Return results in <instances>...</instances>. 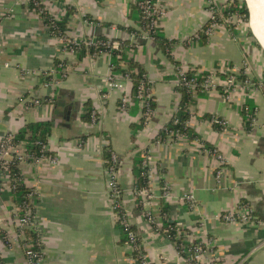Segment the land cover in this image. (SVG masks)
Segmentation results:
<instances>
[{"label": "crops", "instance_id": "1", "mask_svg": "<svg viewBox=\"0 0 264 264\" xmlns=\"http://www.w3.org/2000/svg\"><path fill=\"white\" fill-rule=\"evenodd\" d=\"M165 13L161 33L177 40L168 53L154 39L133 37L140 29L136 0H43L51 14L65 22L70 39L104 36L118 47L131 40L128 55L146 70L156 100L150 120L136 130L141 109L120 108L125 89L110 88L108 53L80 58L64 49L63 39L51 34L29 0H0V140L26 123L51 120L48 139L51 156L38 163H22L25 184L36 191V221L44 264H132V249L117 225L111 178L105 165L107 146L120 158L116 179L124 210L153 264H187L176 246L148 220L150 213L162 225L161 182L168 184L169 219L191 233L190 239H213L224 264H264V52L246 30L237 34L220 25L205 44L188 39L210 19L209 0H157ZM222 6L229 0H212ZM56 58L67 60L69 74L51 84L44 77ZM249 62L251 86H240L232 100L215 89L196 97L188 126L199 140L224 158L204 152L194 141L159 142L161 129L179 108L178 71L198 68L223 72ZM179 68V70H178ZM46 76V75H45ZM119 77V75H118ZM121 79V77H119ZM40 103H36L35 100ZM255 107L253 128L245 126L242 107ZM91 107L97 120L84 119ZM92 111V112H93ZM225 119L218 129L208 116ZM149 151L155 174L150 188L156 195L143 208L136 203V157ZM192 194L195 207L183 201ZM250 207L257 220L227 222L226 212ZM15 195L0 193V264H29L18 227Z\"/></svg>", "mask_w": 264, "mask_h": 264}, {"label": "trees", "instance_id": "2", "mask_svg": "<svg viewBox=\"0 0 264 264\" xmlns=\"http://www.w3.org/2000/svg\"><path fill=\"white\" fill-rule=\"evenodd\" d=\"M30 5L37 10L39 15L42 17L46 25L48 26L51 34L59 36L61 38L70 39L66 33H65V22L61 19L56 18L49 9L46 7V5L43 3V0H29ZM216 9L219 8L220 11V17H217V21L221 24H225L230 30L233 32L234 35L237 34L236 26L237 23H230L227 22L228 18L231 16H236L238 20H243L245 22H249L250 12L247 6V3L245 0H229L222 6H216L214 5ZM135 8L138 12V22L140 24V29L136 28H129V31L131 34H135V36L143 35V25L145 24V20L142 17V13L140 8L135 5ZM212 24V20L209 19L208 22L202 27L201 30L198 31L199 39L197 41L200 44H205L208 42L209 37L206 34V30L208 27H210ZM249 35L254 38L255 44L262 48V46L259 44V42L256 40V37L254 36L251 29L249 30ZM150 35L153 37V39L158 42L161 47L165 50V52L168 53V56L173 60L170 50L172 47V44L176 43L177 40H169L166 38L160 31V26L155 28ZM194 38V36L190 37L188 40H191ZM73 40V39H72ZM90 41H93L94 44H88ZM114 41L113 39L104 37V36H90L86 37L84 39L76 40V44H73L75 47V51L78 57L82 58L87 54L92 55H98L102 52L108 53L110 55L111 59V66L112 71L115 75H119L120 77H127L129 81H131L132 87H131V93H130V99L131 102L128 105V108L135 107L137 110L141 109V118L139 121V124H133V127L138 130L142 128L146 124L147 117L144 114V108L141 106V98L140 93L141 89L144 87L145 90H151L152 85L147 77V72L145 68L134 58L130 57L128 55V52L131 51V49H134L135 44L131 40H120V43L118 47H114ZM188 43V41H187ZM70 45H63L64 48L68 49L70 48ZM174 61V60H173ZM177 66L178 62L174 61ZM62 65V66H60ZM67 65V60L56 58L54 61V69L57 70L58 77L61 80V73L63 72V67ZM226 67L225 71L228 70ZM179 70V68H178ZM213 72L206 71V70H199L198 68H192L189 70H185L184 75L178 76V82L179 84L176 85V91L181 94L180 99V105L179 108L174 112L172 115V118L170 121L164 126L169 129L178 130L180 132L187 133L189 137V141H192L195 138H199V136L188 126V120L191 116V110L189 108V105L194 103V100L197 96L201 94H205L206 92L198 91L197 96L193 97L192 94L189 92V89H187L186 84L184 83V79L186 80H195V82L199 83L205 80V78L212 74ZM216 75L221 76L222 78H226V72H215ZM46 75V76H45ZM44 77L47 79H51L52 76L49 74V72H46ZM238 80L241 83H244L247 80V76L240 72L238 75ZM263 89H264V78L261 80ZM218 89L222 92L223 87L218 86ZM146 99V98H145ZM151 101V108L153 110V114L156 109V100L155 97L152 95V97L149 99ZM121 104V102H119ZM132 106V107H131ZM127 108V109H128ZM92 108L89 107L87 109L86 114L84 115V119L90 120L91 114H92ZM250 114H249V113ZM242 113L244 115V122L245 126L248 130H251L253 128V118L255 117V107L251 105L250 103L245 104L242 107ZM153 114H151L153 116ZM151 116V117H152ZM213 116V115H212ZM212 116H208L209 119ZM218 129H221V126L218 124H214ZM54 127V123L51 120H43V121H34V122H28L26 123L21 129H19L15 133H8L6 136H12V140L15 144H23L25 151L31 154V158L29 161H34L38 158H41L43 156H51L52 152L48 148V139L49 136L52 134ZM164 127L161 129L158 137L162 136L164 137ZM158 137H156V140H158ZM199 140V139H198ZM205 148L207 149H216L213 146L207 145L204 141L202 142L199 140ZM44 145L47 147L45 149ZM112 150L109 146L105 148L104 151V159H105V165L109 167L112 164ZM145 161L144 156L141 154L140 156L136 157L135 159V166H134V192H139L141 190H145L148 188V175L147 171L148 168L143 165ZM120 164V158L118 156V164L117 167L119 168ZM21 166L22 163L18 161L17 159L12 160L11 166H10V182L11 185H16L15 189H11V193L15 195V202H16V208L18 215H22V205L25 201H27L30 205H32L33 210L32 212H36V199L29 200L27 198V193L30 191V188L25 184L24 178L21 172ZM164 182L162 180L161 187L163 186ZM163 203L161 205V214L163 216V223L161 225V232L170 233L171 235V242L176 245L177 247H180L181 244L188 245L187 240L185 238L177 239L176 232L178 225L177 222L172 221L169 219V213L170 208L169 204L167 203L165 198H162ZM136 203L139 208H143V200L141 196H136ZM117 225L120 228L121 234L123 236V240L125 242L128 241V230H133L136 232L135 227L129 223L128 227L123 224L121 220H117ZM154 227L158 228V226L153 223ZM180 230L182 231H188V229L180 227ZM18 233L21 237V242L23 244L24 250L26 251L28 248H38V242L40 241V236L38 233L37 227L35 225H26L22 229L18 228ZM137 234V232H136ZM138 241L141 240V238L137 235L136 237ZM41 248L42 242H41Z\"/></svg>", "mask_w": 264, "mask_h": 264}, {"label": "built area", "instance_id": "3", "mask_svg": "<svg viewBox=\"0 0 264 264\" xmlns=\"http://www.w3.org/2000/svg\"><path fill=\"white\" fill-rule=\"evenodd\" d=\"M137 6L140 8L142 17L145 20V24L143 25V32L145 36L150 37L153 39V37L150 35V33L159 26V19L160 17L165 13V9L163 6L159 4L157 0H136ZM215 4L212 0H209V10H210V19L212 20V24L208 29L206 30L207 36L210 38L215 30L222 25L217 21V17H220V11L219 8L216 9ZM219 7V6H218ZM227 22L230 23H236L238 22V18L236 16H231L228 18ZM133 37H135V34H132ZM194 38L191 40H188V43H192L194 41H197L199 39L198 32L193 35ZM63 39V45H70V48L66 49L70 53H76L75 47L73 44H76V39ZM88 44H94L93 41H90ZM62 66V65H60ZM252 66L249 62H244L240 67H231L228 68L226 72V78H222L221 76L216 75L215 73L209 74L204 81L202 82H195V80H186L184 79V83L187 86V89H189V92L192 94L193 97L197 96L198 91L201 92H210L212 90L218 89V86L223 87L222 96L225 100L230 101L233 99L235 92L240 86H246L247 88H250L251 86V79L250 75L252 72ZM185 70L180 69L178 71V76L184 75ZM240 72H243L247 76V80L244 83H241L238 80V75ZM49 74L52 76L50 79L51 84L57 83L60 81V78L58 77V73L56 69H52L49 71ZM69 74V68L66 65L65 68L63 67V72L61 73V80L65 79ZM120 77V76H119ZM118 75H115L112 71L108 74V86L110 88H123L125 89V84L123 83V79L129 80L127 77H121L119 79ZM177 84L179 82L177 81ZM262 84V83H261ZM219 90V89H218ZM130 94H123L120 99V108L123 110H126L128 108V105L131 102ZM141 98V106L144 108V114L147 117L146 123L150 120L151 114H153V110L151 108V101L149 99L152 97L151 90H145L143 87L141 89L140 93ZM146 98V99H145ZM36 103H40V101L37 99L35 100ZM190 110L192 109V104L189 105ZM142 113V112H141ZM249 113V112H248ZM250 114V113H249ZM256 114V110H255ZM93 121L97 120V113L95 111L91 114ZM256 116V115H255ZM210 121L213 124H218L221 126V129H225L228 126V122L220 118L217 115H213L210 118ZM255 122V117L253 118V124ZM182 141L187 142L189 141V137L187 133L180 132L178 130H173L164 127V137L160 136L158 137L159 142H175V141ZM192 141L199 144L201 149L206 152L207 154L215 155L220 160V166L219 169H217V175L219 176L223 170L224 165V158L218 153V150L216 149H207L204 147V145L197 139H193ZM191 141V142H192ZM45 149L47 148L44 145ZM112 164L108 167V171L111 178V195L114 201V209L116 212V218L117 220H121L125 226L128 227L130 221L126 215V212L124 210L123 203L120 199V193L121 190L119 188L118 181L116 179V173H117V164H118V155L114 152H112ZM142 155L145 158V161L143 163L144 166L148 168L147 175H148V188L145 190H141L139 192H135V196H141L143 200V206L147 203H149L152 199L156 197L152 189L150 188V183L152 179L154 178L155 174L153 172V169L151 168L150 161H149V151L145 150ZM45 156L38 158L36 160L29 161L31 158V154L25 151V148L23 144H15L12 140V136H4L0 140V193L11 189H15L16 185H11L10 182V166L11 162L14 159H17L21 163L25 162H31V163H38L42 158ZM22 172V171H21ZM170 196V188L168 184L164 183L161 187V197L165 198L166 200ZM27 198L29 200L36 199V191L32 188H30V191L27 193ZM184 203H186L190 208L195 207V200L194 196L192 194L185 195L183 198ZM33 207L30 205L27 201H25L22 205V215L16 214L15 217V223L17 224V227L22 229L26 225H35L37 227V221H36V212H32ZM222 218L227 222H251L254 220H257L255 217V214H253V211L250 207H244V209L238 213L234 212H226L222 214ZM148 220L153 224L155 223L158 228L156 230L160 231L161 226L158 225L154 217L148 213ZM178 224V223H177ZM180 225L178 224L176 226L177 232H176V238H185L187 240L188 245L181 244L180 247L176 248L178 252L180 253V256L184 258L187 264H224L222 263V259L220 258L214 244L213 239H190L191 233L189 231H182L180 230ZM38 229V227H37ZM40 241L38 242V248H28L25 251L27 260L29 264H44V253L43 249L41 248V235L38 230ZM164 233L168 239L170 240L171 235L170 233L162 232ZM138 234H136L133 230H128V241L126 242L130 248L132 249V255H131V261L132 264H153L150 260L148 254L144 250V247L142 245L141 240L138 241L136 238ZM171 241V240H170Z\"/></svg>", "mask_w": 264, "mask_h": 264}, {"label": "bare ground", "instance_id": "4", "mask_svg": "<svg viewBox=\"0 0 264 264\" xmlns=\"http://www.w3.org/2000/svg\"><path fill=\"white\" fill-rule=\"evenodd\" d=\"M250 8L251 27L264 46V0H247Z\"/></svg>", "mask_w": 264, "mask_h": 264}, {"label": "rangeland", "instance_id": "5", "mask_svg": "<svg viewBox=\"0 0 264 264\" xmlns=\"http://www.w3.org/2000/svg\"><path fill=\"white\" fill-rule=\"evenodd\" d=\"M247 3H248V1H247ZM248 8H249V5H248ZM249 12H250V8H249ZM250 18V17H249ZM250 22H251V19H249V22H245V21H243V20H238V22H236L237 23V26H236V30L238 31V27H240L241 28V30H246L247 32H250L249 30L251 29L250 28V26H251V24H250ZM253 30H254V28H252ZM257 40V39H256ZM258 41V40H257ZM263 50V52H264V49H262ZM262 77H264V71H263V75H262Z\"/></svg>", "mask_w": 264, "mask_h": 264}, {"label": "water", "instance_id": "6", "mask_svg": "<svg viewBox=\"0 0 264 264\" xmlns=\"http://www.w3.org/2000/svg\"><path fill=\"white\" fill-rule=\"evenodd\" d=\"M246 1V3H247V0H245ZM247 6H248V3H247ZM249 9V8H248ZM250 19V18H249ZM250 28H251V31L253 32V34H254V36L256 37V39L258 40V38H257V36H256V34H255V32H254V30L252 29V27L250 26ZM258 42H259V44L262 46V48L264 49V46L262 45V43L258 40Z\"/></svg>", "mask_w": 264, "mask_h": 264}]
</instances>
